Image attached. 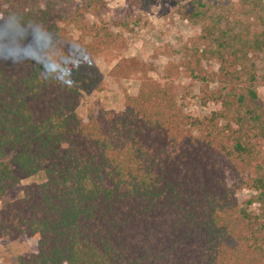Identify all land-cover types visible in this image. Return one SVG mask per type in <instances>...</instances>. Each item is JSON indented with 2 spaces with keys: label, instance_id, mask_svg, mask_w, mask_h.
<instances>
[{
  "label": "trees",
  "instance_id": "1",
  "mask_svg": "<svg viewBox=\"0 0 264 264\" xmlns=\"http://www.w3.org/2000/svg\"><path fill=\"white\" fill-rule=\"evenodd\" d=\"M173 1L197 33L121 111L83 122L82 95L104 85L95 56L117 44L89 22L104 0H0V199L43 175L0 206V243L34 241L16 264H264L262 0ZM16 47L35 60L5 59ZM69 53L72 86L41 77L36 60Z\"/></svg>",
  "mask_w": 264,
  "mask_h": 264
},
{
  "label": "rangeland",
  "instance_id": "2",
  "mask_svg": "<svg viewBox=\"0 0 264 264\" xmlns=\"http://www.w3.org/2000/svg\"><path fill=\"white\" fill-rule=\"evenodd\" d=\"M104 2L105 9L97 17H89V22L100 20V24L109 27L116 35L117 44L95 56V64L104 85L99 93L82 95L77 114L83 122L90 109L121 111L126 97L136 94L143 73L151 78L159 77L165 65L179 57L182 53L179 50L192 39L198 29L197 25L186 20L178 12L173 0H104ZM210 3L213 4L214 1L211 0ZM261 5L264 12V0ZM236 7L237 5L228 9V5L225 4L217 10H222V14L233 19V15H238ZM253 70L256 94L264 106V52L254 57ZM187 103L188 108L198 111V107L193 105V99L190 98ZM42 180L43 175L39 173L20 181L3 199H0V206L3 202L20 197L25 187ZM253 195L254 192L251 190L242 189L236 193V198L241 203ZM251 209L258 212L257 204H253ZM33 245L34 241L25 236L6 244L0 243V264H16V258L29 255Z\"/></svg>",
  "mask_w": 264,
  "mask_h": 264
},
{
  "label": "clouds",
  "instance_id": "3",
  "mask_svg": "<svg viewBox=\"0 0 264 264\" xmlns=\"http://www.w3.org/2000/svg\"><path fill=\"white\" fill-rule=\"evenodd\" d=\"M10 21H15L16 16L13 14L9 17ZM38 35H43L38 33ZM0 55H3L0 52ZM11 58L13 62H18L21 58L35 60V55L31 52H25L19 47L13 48L9 51L7 56H4L5 59ZM38 64H41V77L44 80H53L72 86L74 82V69H78L80 64L83 62V57L79 54H65L63 61H57L55 59H41L35 61Z\"/></svg>",
  "mask_w": 264,
  "mask_h": 264
}]
</instances>
